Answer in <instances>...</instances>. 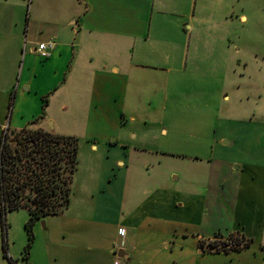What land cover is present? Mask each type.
Returning <instances> with one entry per match:
<instances>
[{"label": "crops", "instance_id": "crops-1", "mask_svg": "<svg viewBox=\"0 0 264 264\" xmlns=\"http://www.w3.org/2000/svg\"><path fill=\"white\" fill-rule=\"evenodd\" d=\"M24 1L0 0V141L8 128L4 123L9 116H6L9 105L6 94H13L15 88L14 102H11H16L17 95L24 101L30 97L33 79L42 77V72L33 68L32 61L38 55L36 44L44 43L43 40L54 39L56 43L48 58H43L47 63L41 65V68L50 67L51 80L55 82L53 92L63 84L65 89L73 84V89L82 93L79 100L82 96V101H88L84 106L89 108V119L98 123L122 121L127 114L131 122L140 117L138 111H127L137 96L132 88L141 90L148 78L157 77L147 74L149 65L140 63L134 50L139 40L150 41L154 26L161 27L162 33L165 30L175 37L182 36L188 44L193 41V35H200L196 47L200 48L196 54L198 65L213 70L214 75L203 76L216 81L217 77L223 82L226 80L230 71L228 59L234 47L246 49L232 38L241 28L246 45V0H41V8L37 5L35 14L36 30L40 25L47 27L49 37L37 39L32 45L28 42L35 41L29 36V29L23 39L22 19L17 16L19 9H24L20 4ZM207 1L218 6V14L210 12ZM31 7L32 4L28 21L32 17ZM210 32L212 41L206 36ZM167 37L170 41V36ZM108 41L117 45L110 49ZM22 42L28 49L30 64L20 68V74L16 75L12 65L18 66L15 60L21 54ZM122 43L131 44L132 54L130 49L121 47ZM215 52L219 53L218 61L206 63L204 60L213 59ZM107 53L115 59L110 69L102 61L97 68L89 65L88 70H80L81 60L92 63L93 56L105 57ZM189 54V51L185 53V60L181 62L185 67ZM23 70L24 81H21ZM159 75L164 84L163 76ZM17 83L20 84L17 86ZM218 87L221 94L226 92L224 83ZM221 102H229L226 94ZM27 104L33 105L25 100ZM227 108L219 107L216 114L211 155L225 148L238 154L239 161L223 159L228 161L219 164L210 160L209 184L203 187L202 194L181 192L176 196L170 189L153 187L136 207L129 209L128 184L124 179L126 164L120 159L107 162L92 183L87 181L71 191L69 204L61 214L43 220V230L39 236L34 233L25 258L22 248L16 249L13 242L9 244L6 240V232L7 257L4 256L0 220V264H168L164 254L173 248V237L185 242L189 235L194 236L189 249L193 255H203L207 249L211 250L210 255L238 256L246 252V263L253 260L254 264H264V131L251 130L246 127L249 125L246 121L220 118L219 114L227 113ZM34 123L33 129L53 131L47 127L51 124L48 120L36 119ZM115 143L114 140L106 148L110 150V145ZM127 148H119L122 155ZM91 150L94 151L93 146ZM39 222L34 224V229ZM119 230L125 231L124 237L118 235ZM232 243L235 245L231 246ZM230 246L240 250H232ZM183 248L182 242L179 250ZM221 248L228 250L221 252ZM120 251L124 253L123 258L117 256Z\"/></svg>", "mask_w": 264, "mask_h": 264}, {"label": "rangeland", "instance_id": "rangeland-1", "mask_svg": "<svg viewBox=\"0 0 264 264\" xmlns=\"http://www.w3.org/2000/svg\"><path fill=\"white\" fill-rule=\"evenodd\" d=\"M40 1L26 0L20 3L24 9L20 8L17 12L18 18L22 19L23 23L21 35L24 39L25 31L27 35L29 29V36L35 41H29L28 43L31 45L36 44L37 39L43 40L45 37H49L47 27L40 25V27L38 26L39 30H36L38 23L35 22V14ZM31 4L32 17L28 21L27 16ZM207 5L210 7V12L214 15L218 14L217 5L210 1H207ZM46 6L47 4L43 7ZM239 7L243 6L239 5ZM43 12L45 14L46 9ZM147 14L148 11L145 12V15ZM246 16L248 18L246 45L243 42L244 31L241 28L232 35L233 40L236 43L239 42L246 49L241 51L240 48L238 50L237 47H234L233 53L228 59L230 71L224 82L218 77L216 81L203 76L204 74L210 75V73L214 75V71L198 65L196 54L200 53V48L196 49V47L200 42V35L196 37L193 35V41L188 44V42H184L182 36L175 37L165 30L162 33L161 27L154 26L149 42L139 40L138 48L134 50V53L139 58L138 61H141L140 63L145 62V65H149L147 74H156L157 79L154 76L148 78L145 81V88L141 90L138 87L132 88L137 96L127 111L129 113L131 111L139 112L140 117L136 118L134 122L130 121L128 114L122 121L116 120L112 123L110 121L98 123L90 120L89 108L84 106V103L88 101H82V96L79 100L81 92L74 90L73 84H70L67 89L63 84L58 88V91L53 92L55 88L52 87L55 82L51 80L50 67L41 68V65L47 63V59L36 55L33 57L32 65L33 68H37L38 72H42V77L37 76L33 79L30 97H25L24 101L17 95L16 102L12 103L14 102L15 88L13 94H6L9 104L6 116H9L5 117L4 123L10 130L18 131L22 128L33 129L36 119L48 120L56 135L76 140L77 167L72 178V192L77 185L80 186L87 181L92 183L105 163L120 159L126 164L124 179L128 184L127 207L129 209L136 207L149 193L148 189L153 187V189H170L171 194L177 193L176 196L181 192L200 195L203 192V187L205 188L209 184L207 179L210 160L219 162V164H225L228 161L223 159L239 161L238 154L228 152V149L225 148L219 149V153L217 151L216 154L211 155L210 146L212 140H215L216 114L219 112V107H229L227 113L224 111L219 114L220 118H230V121H246L249 123L246 127L249 126L251 130L264 131V0H246ZM211 35V32L206 34L210 41H212ZM167 36H170V41L167 40ZM239 37L240 40H238ZM162 38L168 44L161 40ZM52 40L54 39L43 40V42ZM116 45L110 41L107 43V47L110 49ZM120 45L125 50L130 49L129 53L132 54L133 48L131 49L130 43ZM216 46H220V44L217 43ZM110 49H107L108 53ZM188 51L191 55H188V66L185 67L181 62L185 60V53ZM27 53L28 49L25 48V45L23 46L22 42L21 54L15 60L18 61V66L12 65L16 75L20 74V68L30 64ZM108 53L105 57L101 54L93 56L92 63L85 59L81 60L80 70H88L89 65H92V69L97 68L102 61L109 65L108 69H110L111 62L115 59ZM218 55L219 53L215 52L213 59L204 61L215 64L218 61ZM200 59H202L201 56ZM24 70L21 81H24ZM159 74L163 76L164 84H162ZM222 83H224L226 91L224 94L219 92L218 87ZM19 84L17 83V86ZM225 94L229 102H224L226 105H223L221 98ZM25 100L33 103L32 107L28 104L25 105ZM25 108L30 111H26ZM10 118H12L11 121ZM47 127L51 129L48 124ZM114 140L116 141L115 145H110L112 146L110 150L106 148ZM91 146L94 147V151L91 150ZM122 146L128 147L126 152L123 151L125 156L119 150ZM232 147L235 148V146ZM233 167L236 169L238 163ZM88 194L90 195V192ZM27 220L28 215L25 210L6 213L4 221L6 240L9 241V244L13 242L16 249L24 250L29 243L25 230ZM42 222L44 221H40L35 229V225L32 227L33 239L30 247L34 241V233L39 236L41 229L43 230ZM193 238L194 236L189 235L184 242L180 237H173L171 244L174 245L173 248L164 254V258L169 260H166L167 263L254 264L253 260L246 263V252L238 256L231 254L210 255L211 250L207 249L203 255L198 256L197 253L193 255L192 250H189ZM182 242L184 248L179 250ZM262 243L264 245V238ZM233 245L235 243H232L231 246ZM231 246L229 248L232 250H240V248L236 249ZM227 250L223 249L221 252ZM258 250L259 248L256 249V251Z\"/></svg>", "mask_w": 264, "mask_h": 264}, {"label": "trees", "instance_id": "trees-1", "mask_svg": "<svg viewBox=\"0 0 264 264\" xmlns=\"http://www.w3.org/2000/svg\"><path fill=\"white\" fill-rule=\"evenodd\" d=\"M77 152L76 140L53 131L36 128L4 131L0 141V219L5 257L6 213L27 212L25 230L29 243L24 249L25 258L34 224L61 214L69 204Z\"/></svg>", "mask_w": 264, "mask_h": 264}, {"label": "built area", "instance_id": "built-area-1", "mask_svg": "<svg viewBox=\"0 0 264 264\" xmlns=\"http://www.w3.org/2000/svg\"><path fill=\"white\" fill-rule=\"evenodd\" d=\"M56 48V43L54 41H48L45 43H40L36 47V53L41 57V58H48V56L54 51ZM125 231L124 230H119L118 235L120 237H124ZM223 251V249H220ZM114 264H120L118 262H115Z\"/></svg>", "mask_w": 264, "mask_h": 264}, {"label": "water", "instance_id": "water-1", "mask_svg": "<svg viewBox=\"0 0 264 264\" xmlns=\"http://www.w3.org/2000/svg\"><path fill=\"white\" fill-rule=\"evenodd\" d=\"M49 126H50V128L52 129V127H51V124L49 123ZM224 144H228V143H224ZM119 258H123L124 257V253L123 252H119L118 253V255H117Z\"/></svg>", "mask_w": 264, "mask_h": 264}]
</instances>
